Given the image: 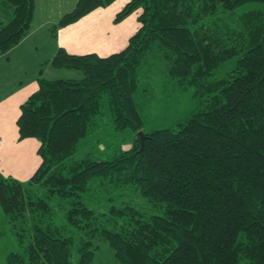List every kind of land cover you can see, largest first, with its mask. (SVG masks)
<instances>
[{
    "label": "trees",
    "instance_id": "16d2710c",
    "mask_svg": "<svg viewBox=\"0 0 264 264\" xmlns=\"http://www.w3.org/2000/svg\"><path fill=\"white\" fill-rule=\"evenodd\" d=\"M3 1L14 16L0 29V55L29 34L36 6ZM115 1L78 0L52 32ZM134 12L139 29L124 50L102 57L60 48L52 65L83 77L41 78L21 105L19 138L40 142L41 164L28 181L0 171V209L24 246L6 264H74L75 254L76 264H93L100 238L116 264H264V0H131L115 22ZM157 57L166 86L193 90L198 103L174 127L147 132L136 96ZM105 95L132 145L71 160ZM129 192L147 206L112 202L102 211L93 201Z\"/></svg>",
    "mask_w": 264,
    "mask_h": 264
},
{
    "label": "crops",
    "instance_id": "0c3cea01",
    "mask_svg": "<svg viewBox=\"0 0 264 264\" xmlns=\"http://www.w3.org/2000/svg\"><path fill=\"white\" fill-rule=\"evenodd\" d=\"M129 1L131 0H116L109 6L97 8L53 35L52 26L72 11L78 0H35L34 20L29 34L8 52L0 55V137L6 136L5 132H8L7 128H1L6 124V127L13 128L12 139L16 147L20 142H28L25 147H30L27 154L14 149L10 160L0 162L3 164L0 171L4 176L28 181L41 164L38 154L40 142L31 141L33 138L20 140L17 120L21 105L38 89L39 79L44 78L42 75L45 70H50L63 79L83 77H80L81 73L77 70L55 68L51 62L53 57L60 48L70 54L96 53L102 57L124 50L130 37L139 29L138 13L136 22L133 23L134 28L127 25L130 20L128 17L119 23L115 22L116 15ZM13 16V9L0 0V29ZM123 24L125 27L122 29ZM52 68L57 73H53L55 71ZM1 142L2 140L0 145Z\"/></svg>",
    "mask_w": 264,
    "mask_h": 264
},
{
    "label": "rangeland",
    "instance_id": "374dc122",
    "mask_svg": "<svg viewBox=\"0 0 264 264\" xmlns=\"http://www.w3.org/2000/svg\"><path fill=\"white\" fill-rule=\"evenodd\" d=\"M128 19L130 20L127 25L134 28L133 23L134 21L136 22V13L130 14ZM124 27L123 24L122 29ZM112 32H114V30H112ZM51 33L55 35L52 30ZM233 62L234 60L229 61L227 67L231 68L230 66H232ZM52 71H55L53 73H57V70L54 68H52ZM166 71L165 62L161 57H157L154 58L151 65L143 70L140 76V93L136 96V100L144 117L145 130L147 132L161 128L174 127L176 123L184 120L196 108L198 103L193 95V90L172 91L171 88H168L166 86ZM77 72L81 73L80 77L83 75L81 71L77 70ZM42 76L44 78H62L58 76V74H52L50 70H45ZM91 127L93 133L80 142L77 151L71 156V160H79L86 156L106 159L120 150L128 149L132 145L133 138H135L133 132L129 129L125 131L115 129L113 111L108 95L104 96L103 114L94 120ZM1 128H7L8 132H5L6 136L0 137V140H2L0 145V162L10 160L12 156L11 153L14 149H19L23 154L30 152V147H25L28 142H20L16 147L15 141L12 139L13 128L10 126L6 127V124L2 125ZM31 141L38 140L33 138ZM31 141L30 143H32ZM2 167L3 164H0V168ZM93 201H101L102 205L97 207V209L102 211H105L112 202L116 204L129 203L141 208L147 206L146 201L140 195L136 193L130 194V192L118 196L114 201H110L108 205L105 204L107 202L106 194L97 195ZM89 205L93 206L92 203H89ZM56 222L59 225L65 223L63 212L58 211ZM0 232L2 233L0 237V264H6L9 253L22 252L24 246L21 245L12 223L8 221L1 209ZM96 244L99 245V250L96 251L93 264H116L114 250L110 247L108 242L100 238ZM77 260L78 255L75 254L72 261L76 264Z\"/></svg>",
    "mask_w": 264,
    "mask_h": 264
},
{
    "label": "water",
    "instance_id": "95a60500",
    "mask_svg": "<svg viewBox=\"0 0 264 264\" xmlns=\"http://www.w3.org/2000/svg\"><path fill=\"white\" fill-rule=\"evenodd\" d=\"M139 135H140V138H141V150H142L143 147H144V142H145V134H144L143 131H140Z\"/></svg>",
    "mask_w": 264,
    "mask_h": 264
}]
</instances>
